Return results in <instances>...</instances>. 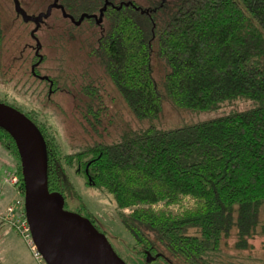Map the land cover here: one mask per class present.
Masks as SVG:
<instances>
[{
	"label": "trees",
	"instance_id": "16d2710c",
	"mask_svg": "<svg viewBox=\"0 0 264 264\" xmlns=\"http://www.w3.org/2000/svg\"><path fill=\"white\" fill-rule=\"evenodd\" d=\"M58 3L75 20L82 14L100 19L103 11L100 22L71 25V37L83 40L86 55L137 118L155 119L163 110L152 71L155 43L167 67L165 90L177 106L209 110L235 99L257 104L175 130L128 132L112 144L65 156L39 125L48 187L64 196L65 209L71 188L62 161L72 166L76 159L87 183L113 196L121 223L144 256L147 250L165 264H212L208 256L220 253L234 230L240 248L257 233L264 235V0ZM2 41L0 22V68ZM87 75L84 70L83 91L98 100ZM0 142L18 159L23 191L17 148L2 128Z\"/></svg>",
	"mask_w": 264,
	"mask_h": 264
},
{
	"label": "rangeland",
	"instance_id": "374dc122",
	"mask_svg": "<svg viewBox=\"0 0 264 264\" xmlns=\"http://www.w3.org/2000/svg\"><path fill=\"white\" fill-rule=\"evenodd\" d=\"M20 2L28 15L36 16L47 11L54 0ZM0 22L3 33L0 102L11 105L24 114L35 116L37 122L45 128L48 138L60 149L62 156L99 143L112 144L121 140L128 132H142L151 127L159 131L175 130L246 111L257 105L251 100L235 99L209 110H191L177 106L165 90L164 76L167 67L158 56L155 43L152 47V71L163 101V110L158 118L139 119L126 105L103 68L86 55L83 40L80 37L72 38L69 30L68 35L61 30L70 24L61 10L54 9L33 37L31 32L34 24L24 22L16 12L13 0H0ZM87 26L84 28L90 29ZM37 41L41 44V53L46 56L40 66L41 72L57 78L60 76L62 86L64 82L68 83L71 92L62 89L48 95V85L30 75L34 52L40 51ZM84 70L88 73V80H91L93 87L100 92L98 100H90L83 91ZM77 78L79 82L74 87L70 83ZM90 107L99 112L97 116L87 112ZM5 151L8 150L0 142V164L12 165L10 159H7L8 156L3 153ZM16 160L18 161L17 157ZM62 162L71 188L68 210L91 216L99 228L97 229L106 235L115 252L127 264H165L158 260L146 262L135 240L121 223L113 196L89 185L86 177L78 172L76 159L72 166ZM4 168L0 166V183L6 173ZM4 212L0 211V264H38L21 236L1 218ZM227 242L228 245H224L220 253L208 256L212 264H264L263 234L257 233L247 248L236 246V230ZM172 264L179 263L175 261Z\"/></svg>",
	"mask_w": 264,
	"mask_h": 264
},
{
	"label": "water",
	"instance_id": "95a60500",
	"mask_svg": "<svg viewBox=\"0 0 264 264\" xmlns=\"http://www.w3.org/2000/svg\"><path fill=\"white\" fill-rule=\"evenodd\" d=\"M16 12L24 22L35 24L31 34L39 30L44 19L54 9L61 10L66 19L74 20L63 5L54 0L47 11L28 15L20 0H13ZM105 9V8H104ZM103 11L100 19L102 21ZM86 15L82 16L80 24ZM97 19V16H86ZM38 50L41 44L37 41ZM0 128L14 140L21 166L24 184L26 216L33 240L47 264H127L115 252L106 235L99 231L87 217L65 209V198L59 192H51L47 182V154L45 140L37 125L15 107L0 102ZM88 173V170H86ZM91 183V179L89 178ZM160 254L146 253L148 263Z\"/></svg>",
	"mask_w": 264,
	"mask_h": 264
},
{
	"label": "built area",
	"instance_id": "2783aa9c",
	"mask_svg": "<svg viewBox=\"0 0 264 264\" xmlns=\"http://www.w3.org/2000/svg\"><path fill=\"white\" fill-rule=\"evenodd\" d=\"M2 185L10 186L18 191L19 198L10 203L1 218L8 223L27 244L32 257L38 264H47L34 243L30 225L26 216L24 190H21V181L19 176L12 171H6L3 176Z\"/></svg>",
	"mask_w": 264,
	"mask_h": 264
},
{
	"label": "flooded vegetation",
	"instance_id": "af4514ba",
	"mask_svg": "<svg viewBox=\"0 0 264 264\" xmlns=\"http://www.w3.org/2000/svg\"><path fill=\"white\" fill-rule=\"evenodd\" d=\"M62 5V4H61ZM84 15H86V16H93V15H87V14H82L81 16H80V18L82 17V16H84ZM84 17V19L82 20V22L80 23V24H77V21H79L80 20V18L78 19V20H71L70 18H69V20H70V24L68 25H66L65 27H63V29H61L62 31H65V33L67 32V35H68V30L71 32V30L70 29H72V26L71 25H76L77 27H79V26H81V24L84 22V20H90V19H93V20H95L96 22L98 21V19H99V16L98 15H95V16H97V19L96 18H93V17ZM72 17V16H71ZM74 18V17H73ZM34 28H35V24H34ZM40 29V28H39ZM73 30V29H72ZM39 31V30H38ZM37 31V32H38ZM37 32H36V34H37ZM45 55H43L42 53H41V49H40V51H39V53H36V52H34V55H33V58H32V63H31V73H30V75L35 79V80H38V81H40V82H44V83H46L47 85H48V95H52L53 93H55L56 91H59V90H62V89H65V90H67L68 92H71V87L69 86V84L68 83H65L64 82V86H62V84H61V81H60V76L57 78V76H53V75H49V74H43L42 72H41V69H40V66H41V64L44 62V60H46L45 59ZM77 77H79V76H77ZM83 77V76H82ZM71 77L69 76V79H70ZM87 81V80H86ZM79 82V80H78V78H77V80L75 81V80H73V81H71V83L70 84H72L74 87L77 85V83ZM88 82H90V80H88ZM84 83H85V81H84ZM84 83H82V85H83V88H84ZM92 86H93V84H92ZM28 114V117H30V119L37 125V127H38V125H40L39 124V122H37V118L35 117V116H33V115H31L30 113H27ZM94 223V225H95V222H93ZM96 226V225H95ZM97 227V226H96ZM98 228V227H97ZM99 229V228H98ZM147 252H149V251H147V250H144V254H145V256H146V253ZM152 256H155V255H152ZM159 258V257H158ZM157 258V259H158ZM157 259L155 260V261H157ZM155 261H152V262H155ZM147 262V261H146ZM148 263V262H147ZM151 263V262H150Z\"/></svg>",
	"mask_w": 264,
	"mask_h": 264
},
{
	"label": "crops",
	"instance_id": "0c3cea01",
	"mask_svg": "<svg viewBox=\"0 0 264 264\" xmlns=\"http://www.w3.org/2000/svg\"><path fill=\"white\" fill-rule=\"evenodd\" d=\"M5 154V156H8L7 159H10V163L12 165H5L4 163H1L0 166L5 167L4 170L6 171H12L16 173V169H17V160L14 156H12L10 154V152L5 151L3 152ZM4 172V173H5ZM17 174V173H16ZM22 197L20 196V194L18 193L17 190H15L14 188L10 187V186H5L2 185V183H0V211H5V209L7 208V206L12 203L16 198ZM24 264V263H22Z\"/></svg>",
	"mask_w": 264,
	"mask_h": 264
},
{
	"label": "bare ground",
	"instance_id": "6f19581e",
	"mask_svg": "<svg viewBox=\"0 0 264 264\" xmlns=\"http://www.w3.org/2000/svg\"><path fill=\"white\" fill-rule=\"evenodd\" d=\"M91 87V86H90ZM99 95V94H98ZM113 99V98H112ZM102 111V110H101ZM89 120V119H88ZM98 122V121H97ZM101 122V121H100ZM39 126V125H38ZM12 154H14V153H12Z\"/></svg>",
	"mask_w": 264,
	"mask_h": 264
}]
</instances>
